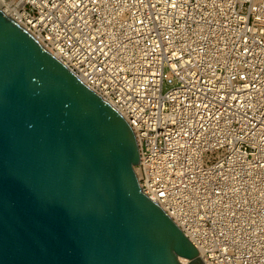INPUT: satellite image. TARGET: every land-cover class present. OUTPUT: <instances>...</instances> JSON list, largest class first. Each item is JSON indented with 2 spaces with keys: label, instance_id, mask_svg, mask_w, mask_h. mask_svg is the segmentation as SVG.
<instances>
[{
  "label": "built area",
  "instance_id": "built-area-1",
  "mask_svg": "<svg viewBox=\"0 0 264 264\" xmlns=\"http://www.w3.org/2000/svg\"><path fill=\"white\" fill-rule=\"evenodd\" d=\"M1 1L127 121L204 264H264V0Z\"/></svg>",
  "mask_w": 264,
  "mask_h": 264
},
{
  "label": "water",
  "instance_id": "water-1",
  "mask_svg": "<svg viewBox=\"0 0 264 264\" xmlns=\"http://www.w3.org/2000/svg\"><path fill=\"white\" fill-rule=\"evenodd\" d=\"M138 161L123 116L0 8V264H204Z\"/></svg>",
  "mask_w": 264,
  "mask_h": 264
},
{
  "label": "bare ground",
  "instance_id": "bare-ground-1",
  "mask_svg": "<svg viewBox=\"0 0 264 264\" xmlns=\"http://www.w3.org/2000/svg\"><path fill=\"white\" fill-rule=\"evenodd\" d=\"M0 8L3 9L4 11H7V8H5L3 5H2V1L0 0Z\"/></svg>",
  "mask_w": 264,
  "mask_h": 264
}]
</instances>
